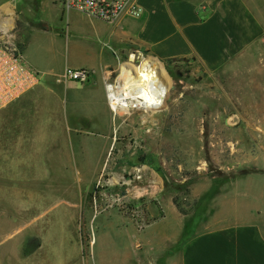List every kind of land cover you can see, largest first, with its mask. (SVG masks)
Segmentation results:
<instances>
[{
  "label": "rangeland",
  "instance_id": "rangeland-1",
  "mask_svg": "<svg viewBox=\"0 0 264 264\" xmlns=\"http://www.w3.org/2000/svg\"><path fill=\"white\" fill-rule=\"evenodd\" d=\"M14 2L16 25L6 32L18 46L27 43L23 54L43 78L56 80L73 38L70 31L58 35L68 22L57 28L38 0ZM5 26L0 22L2 31ZM116 53L104 79L106 93L132 57L135 64L153 58L134 46ZM157 63L170 88L156 113L130 108L120 117L107 98L104 106L84 110V102H65L60 85L59 114L71 127L70 137L64 142L56 134L44 146L67 148L68 158H56L57 168L45 174L0 175V264H123L127 253L134 264V237L165 226L157 221L168 206L184 216L189 230L204 225L214 195L252 168L246 163L251 156L261 157L264 143L252 141L257 112L246 109L260 78L208 75L191 60Z\"/></svg>",
  "mask_w": 264,
  "mask_h": 264
},
{
  "label": "crops",
  "instance_id": "crops-1",
  "mask_svg": "<svg viewBox=\"0 0 264 264\" xmlns=\"http://www.w3.org/2000/svg\"><path fill=\"white\" fill-rule=\"evenodd\" d=\"M29 1L32 4L33 0ZM137 3L142 10L140 16H122L106 23L74 10L58 11L53 0H38L39 10L49 13L57 28L68 22V30L64 33L61 28L58 33L66 36L70 31L73 37L66 44L64 68L90 70V80L94 78L96 85L89 87L90 81L83 84L84 88H77L75 82L58 83L42 76L35 89L0 108V175L45 174L57 168L56 158H68L67 148L50 151L44 146L45 142H54V136L64 142L70 137L71 127L59 114L60 85L67 96L65 102H84V110L104 106V79L114 67L113 57L129 46L162 63L194 61L208 75L228 72L251 80L260 78L258 87L254 81L249 83L255 84L259 95L253 92L246 109L257 112L251 124L255 134L252 141L264 143V0ZM16 19L14 0L0 1L4 32L16 25ZM59 41L53 40L54 45ZM26 45L21 42L22 52ZM261 149V157L251 156L246 161L251 163L250 170L239 173L227 192L214 195L213 210L201 222L204 225L189 230L184 216L172 204L168 206L166 215L157 221L166 222L165 226L134 237V264H264V147ZM130 257L123 254V264H130Z\"/></svg>",
  "mask_w": 264,
  "mask_h": 264
},
{
  "label": "built area",
  "instance_id": "built-area-1",
  "mask_svg": "<svg viewBox=\"0 0 264 264\" xmlns=\"http://www.w3.org/2000/svg\"><path fill=\"white\" fill-rule=\"evenodd\" d=\"M64 11H77L90 19L106 23L116 22L122 16L138 17L142 10L137 0H56ZM92 72L88 69L64 68L56 78L58 83L86 84ZM42 75L26 60L20 46L0 29V108L18 100L35 89ZM111 86V85H108ZM107 87V99L111 106Z\"/></svg>",
  "mask_w": 264,
  "mask_h": 264
},
{
  "label": "bare ground",
  "instance_id": "bare-ground-1",
  "mask_svg": "<svg viewBox=\"0 0 264 264\" xmlns=\"http://www.w3.org/2000/svg\"><path fill=\"white\" fill-rule=\"evenodd\" d=\"M131 60L122 66L115 85L108 86L113 111L120 117L129 115L130 108L160 111L169 97L167 74L154 59H143L139 64L133 57Z\"/></svg>",
  "mask_w": 264,
  "mask_h": 264
},
{
  "label": "water",
  "instance_id": "water-1",
  "mask_svg": "<svg viewBox=\"0 0 264 264\" xmlns=\"http://www.w3.org/2000/svg\"><path fill=\"white\" fill-rule=\"evenodd\" d=\"M152 59H154L155 61H157V62H158V60H156L155 58H152Z\"/></svg>",
  "mask_w": 264,
  "mask_h": 264
},
{
  "label": "trees",
  "instance_id": "trees-1",
  "mask_svg": "<svg viewBox=\"0 0 264 264\" xmlns=\"http://www.w3.org/2000/svg\"><path fill=\"white\" fill-rule=\"evenodd\" d=\"M180 189V188H179Z\"/></svg>",
  "mask_w": 264,
  "mask_h": 264
}]
</instances>
